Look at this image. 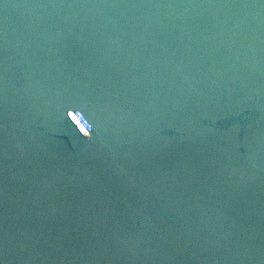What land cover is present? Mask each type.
Masks as SVG:
<instances>
[{
    "label": "water",
    "instance_id": "obj_1",
    "mask_svg": "<svg viewBox=\"0 0 264 264\" xmlns=\"http://www.w3.org/2000/svg\"><path fill=\"white\" fill-rule=\"evenodd\" d=\"M0 264H264V0H0Z\"/></svg>",
    "mask_w": 264,
    "mask_h": 264
}]
</instances>
